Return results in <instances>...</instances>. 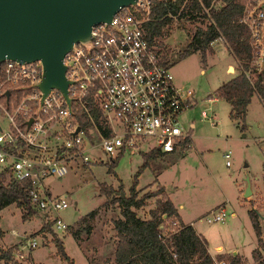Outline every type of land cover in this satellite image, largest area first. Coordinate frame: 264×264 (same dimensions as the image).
Here are the masks:
<instances>
[{
    "label": "built area",
    "instance_id": "2783aa9c",
    "mask_svg": "<svg viewBox=\"0 0 264 264\" xmlns=\"http://www.w3.org/2000/svg\"><path fill=\"white\" fill-rule=\"evenodd\" d=\"M158 1L136 0L120 8L108 23L91 27L88 45H72L63 57L68 105L57 89H50L39 104L41 92L31 86L42 74L39 61L0 62V119L4 121L0 172L18 184L29 208L55 233L67 231L61 213L70 204L64 195L52 194L44 181L89 163L92 149L105 155L108 163L120 152L157 150L168 155L191 146V126L184 129L180 117L191 108L194 92L174 84L170 67L158 54V46L148 42L144 29ZM196 2L201 6L200 0ZM239 2L240 14L233 24L247 30L250 49L244 75L253 86L261 75V93L255 90L254 95L264 107V11L259 9L264 0ZM215 4L219 8L222 0ZM208 46L222 54L229 49L221 33ZM79 115L85 122L81 127ZM200 118L214 125L206 111L200 112ZM228 155H222L225 167L230 165ZM231 215L218 205L203 220L218 223ZM29 246L34 247L35 241ZM213 264L225 263L213 260Z\"/></svg>",
    "mask_w": 264,
    "mask_h": 264
},
{
    "label": "rangeland",
    "instance_id": "374dc122",
    "mask_svg": "<svg viewBox=\"0 0 264 264\" xmlns=\"http://www.w3.org/2000/svg\"><path fill=\"white\" fill-rule=\"evenodd\" d=\"M214 7L218 8V4L214 3ZM205 25L202 13L192 12L180 22L174 20L169 35L162 38L173 59L169 71L174 84L194 92L191 108L180 117L184 129L192 126V143L184 152L161 154L150 161L138 176L136 192L139 197L155 191L159 186L153 184L152 172L160 170L156 181L169 188V199L182 221L191 224L206 240L208 254L214 256L215 246H220L224 260L235 252L242 264H251L257 236L248 213L251 211L256 216L261 234L264 217V107L253 95L244 121L229 118V104L216 96L217 88L238 74L229 49L223 54L215 49L208 52L204 66L197 52L179 58L195 29ZM228 66L234 67V71ZM201 111L212 116L214 125L200 118ZM0 125H4L2 119ZM226 152L229 167H225L226 159L222 157ZM141 154L121 153L108 170L106 156L95 148L90 151L89 163L74 165L62 177L44 181L52 194L64 195L69 201V208L61 213L69 228L56 235L63 236L60 240L64 251L74 264H114L112 221L120 213L116 206L105 207L109 196L100 191L108 187L116 189L120 179L127 194L132 176L142 161ZM99 156L102 161L97 160ZM247 177L251 194L244 197ZM155 200L153 196L146 199L142 207L135 209L136 215L148 217ZM220 204L234 216L206 224L203 217ZM90 211L92 215L87 216ZM23 213L24 209L14 203L0 210V248L11 247L14 258L22 264H65L51 242L52 231L41 229L42 218L35 213L23 218ZM168 230H171L169 220L164 221L163 233ZM31 240L35 241L34 247L29 246Z\"/></svg>",
    "mask_w": 264,
    "mask_h": 264
},
{
    "label": "trees",
    "instance_id": "16d2710c",
    "mask_svg": "<svg viewBox=\"0 0 264 264\" xmlns=\"http://www.w3.org/2000/svg\"><path fill=\"white\" fill-rule=\"evenodd\" d=\"M200 2L201 6L196 0H188L186 3L184 0H175L170 3L167 0L158 1L149 19L144 23L147 40L149 43L159 46L158 54L164 60L165 66L171 67L173 59H170L167 48L162 44V38L169 35L171 24L175 19L180 22L192 12L202 13V18L206 22L205 28L195 29L179 58L197 52L200 55V62L204 66L206 55L208 52H212L208 43L221 33L236 61L238 74L217 88L216 96L230 105L228 113L230 119L244 121L246 107L255 94V90L259 94L261 93V84L259 83L261 75L254 83L255 86L250 84L244 75L250 56L247 30L233 24L235 18L240 14L241 3L239 0H222L220 7L215 9L216 0H200ZM179 26L181 29H185L183 23H179ZM93 116L95 117L94 113ZM78 122L80 127L85 124L81 115L78 116ZM120 155L121 152L107 163L108 170ZM159 155L161 153L157 150L141 154L142 161L132 176L127 194L123 191L120 179H118L116 189L108 187L100 191L109 196V199L104 202L105 207L116 206L120 213V217L112 221L115 239L113 262L114 264H213V260L207 252L208 247L205 240L196 234L190 225L181 222L176 208L164 194L163 187L159 186L155 191L137 196L138 176L144 168L149 166L150 161ZM152 196L156 197L155 207L149 210L148 218L138 217L135 209L142 207L144 201ZM12 203L24 209L23 218L34 214L18 184L0 172V210ZM86 215L91 216L92 211ZM248 215L257 236L256 247L251 251V264H264V238H261L262 234L256 223V216L251 211ZM167 220H169L171 230L163 233L164 221ZM41 229L52 231L51 242L59 258L65 264H74L72 258L64 251L63 242L60 240L62 236L56 235L57 233L52 230L50 223L44 222ZM223 256L215 254L214 258L216 261L222 260L226 264H242L237 255L231 254L230 257H227L228 259H225L227 261L223 259ZM0 263L22 264L14 258L11 247L0 248Z\"/></svg>",
    "mask_w": 264,
    "mask_h": 264
},
{
    "label": "water",
    "instance_id": "95a60500",
    "mask_svg": "<svg viewBox=\"0 0 264 264\" xmlns=\"http://www.w3.org/2000/svg\"><path fill=\"white\" fill-rule=\"evenodd\" d=\"M135 1L0 0V62L39 61L42 74L39 81L31 85L41 92L39 104L50 89H57L68 105L64 55L73 44L88 45L94 24L108 23L120 8L134 5ZM259 9L264 11V2ZM261 29L264 48V22ZM245 181L243 196L248 197L251 194L248 177ZM261 221L264 238V217Z\"/></svg>",
    "mask_w": 264,
    "mask_h": 264
},
{
    "label": "crops",
    "instance_id": "0c3cea01",
    "mask_svg": "<svg viewBox=\"0 0 264 264\" xmlns=\"http://www.w3.org/2000/svg\"><path fill=\"white\" fill-rule=\"evenodd\" d=\"M229 68L230 67H232V66H228ZM233 68V71H234V67H232ZM229 111H230V105H229ZM229 111H228V113H229ZM191 129H192V126H191ZM191 143H192V140H191ZM190 148V147H189ZM189 148H187V149H189ZM187 149H185V150H187ZM185 150H183V151H179V152H184ZM143 153H145V152H143ZM174 153H177V152H174ZM162 155H166V154H162ZM169 155V154H168ZM161 169V168H160ZM159 172H160V170L157 172V173H154V172H152V175H153V180L152 181H154V183L153 184H155V186L157 185V186H161V187H163V189H164V191H165V193H166V195H167V197H168V199H169V196H168V190H169V188H167V187H165L164 185H161V184H159V182H157L156 181V177H157V175L159 174ZM151 181V182H152ZM150 182V183H151ZM48 187V186H47ZM49 189V188H48ZM50 190V189H49ZM170 200V199H169ZM171 201V200H170ZM173 204V203H172ZM220 205H224V204H220ZM174 206V205H173ZM218 206V205H217ZM175 207V206H174ZM216 207V206H215ZM176 208V207H175ZM214 208V207H213ZM212 210V209H211ZM176 211H177V209H176ZM178 213V212H177ZM207 214V213H206ZM232 215L230 216V217H233L234 216V213H231ZM179 215V214H178ZM180 216V215H179ZM148 217H143L142 219H147ZM180 219H181V216H180ZM181 222L183 223V224H185V225H190L191 226V224H186V223H184L183 221H182V219H181ZM68 225H69V223H67ZM68 228H69V226H68ZM192 228V227H191ZM192 230H194L193 228H192ZM195 231V230H194ZM195 233L197 234V232L195 231ZM199 236H201L200 234H198ZM63 237V236H62ZM202 237V236H201ZM203 238V237H202ZM204 239V238H203ZM205 240V239H204ZM205 242H206V240H205ZM206 244H207V242H206ZM209 249V248H208ZM210 252V251H209ZM213 252H215L214 253V256H211V255H209L210 256V258L212 259V260H215V254H224V253H222V249H221V247L220 246H215V249H214V251ZM236 254V253H235ZM226 255V254H225ZM233 255H234V253H233ZM112 256H113V254H112ZM216 261V260H215ZM222 261V260H221ZM224 262V261H223ZM225 263V262H224Z\"/></svg>",
    "mask_w": 264,
    "mask_h": 264
},
{
    "label": "bare ground",
    "instance_id": "6f19581e",
    "mask_svg": "<svg viewBox=\"0 0 264 264\" xmlns=\"http://www.w3.org/2000/svg\"><path fill=\"white\" fill-rule=\"evenodd\" d=\"M231 71H233V70H231Z\"/></svg>",
    "mask_w": 264,
    "mask_h": 264
}]
</instances>
